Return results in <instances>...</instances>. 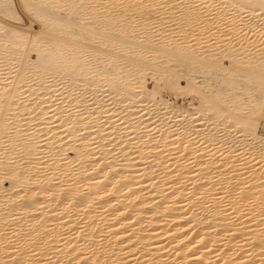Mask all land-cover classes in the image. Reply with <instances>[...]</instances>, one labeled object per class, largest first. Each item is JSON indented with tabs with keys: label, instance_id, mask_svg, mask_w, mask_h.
Instances as JSON below:
<instances>
[{
	"label": "bare ground",
	"instance_id": "bare-ground-1",
	"mask_svg": "<svg viewBox=\"0 0 264 264\" xmlns=\"http://www.w3.org/2000/svg\"><path fill=\"white\" fill-rule=\"evenodd\" d=\"M263 119L264 0H0V264H264Z\"/></svg>",
	"mask_w": 264,
	"mask_h": 264
},
{
	"label": "rangeland",
	"instance_id": "rangeland-1",
	"mask_svg": "<svg viewBox=\"0 0 264 264\" xmlns=\"http://www.w3.org/2000/svg\"><path fill=\"white\" fill-rule=\"evenodd\" d=\"M109 1V0H108ZM113 1H115V0H113ZM105 2V1H104ZM106 5V4H105ZM162 7V6H161ZM164 7V6H163ZM163 7L162 8H158V10L157 11H159V12H157L156 14H154L153 16H157L158 18H159V16L158 15H160V13H161V11L163 12ZM119 9H121V10H123V11H125V7H124V5L121 7V8H119ZM161 9V10H160ZM161 17V16H160ZM156 19V18H155ZM160 19V18H159ZM157 21V20H156ZM174 24V23H173ZM172 24V25H173ZM155 25H157L156 23L153 25V27L155 26ZM33 26H35L36 28H37V26L38 25H36V24H33ZM166 25H164L163 27H165ZM175 27V26H174ZM174 27H172V28H174ZM156 27H154V31L155 30H157V29H155ZM160 28V27H159ZM175 28H177V26L175 27ZM179 29V30H178ZM167 30H169V29H167ZM182 30V26L181 27H179V28H177L175 31L173 30H171V28H170V31H168V33L170 32V33H172L173 32V35L175 36V39H177V40H179V39H183V38H185V36L186 37H189L188 36V33H189V31H188V33L186 34V35H182L181 33H178V32H180ZM172 31V32H171ZM172 35V36H173ZM182 35V37L183 38H180V36ZM171 36V35H170ZM173 36V37H174ZM207 36H209L210 37V33H208L207 35H206V37ZM177 37V38H176ZM189 38H191L190 39V42L193 40V43H195L196 41H194V38H192V37H189ZM197 38V37H196ZM212 38V37H211ZM211 38H208V40L209 39H211ZM188 41H189V39H187ZM186 40V41H187ZM184 42H185V40H183ZM179 42V41H178ZM184 42H182V40H180V44L181 43H184ZM212 42V41H211ZM183 45H185V44H183ZM191 45H192V43H191ZM193 49H195V47H193ZM147 80L148 81H150V78L148 77L147 78ZM149 85L151 86V85H153L151 82L149 83ZM162 85V84H161ZM168 87H164V85L162 86V88H163V90L161 91V94H162V96H163V98L165 99V100H167V101H169V102H171L176 108H178V109H180V108H184V109H187V110H192V109H194L193 107H190V105L192 104V103H195L196 102V104H197V101H195V100H193V97L192 96H190V95H183V96H181V95H179V93L177 92V90L175 89L174 90V88H172L173 86L172 85H167ZM172 86V87H171ZM97 91H98V88L97 89H95V96H98L100 93L98 92L97 93ZM78 92V91H77ZM90 92V91H89ZM92 92V91H91ZM90 92V94H88V95H85L86 97L87 96H89L88 98H87V100L89 99V98H93V94ZM214 132V131H213ZM259 133L260 134H262V135H264V119L261 121V128H259ZM222 133H220V134H218V135H221ZM238 136V135H237ZM235 137V142H237V145L239 144V143H241V141H242V138L243 137ZM205 160V162H207V163H214L215 162V160H216V156L215 157H211V158H207V159H204ZM252 164L253 163H250V164H248V166L250 167V166H252ZM264 176V175H263Z\"/></svg>",
	"mask_w": 264,
	"mask_h": 264
}]
</instances>
